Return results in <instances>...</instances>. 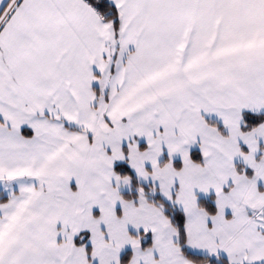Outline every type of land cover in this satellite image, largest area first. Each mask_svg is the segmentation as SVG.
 I'll return each instance as SVG.
<instances>
[{
  "label": "snow or ice",
  "instance_id": "snow-or-ice-1",
  "mask_svg": "<svg viewBox=\"0 0 264 264\" xmlns=\"http://www.w3.org/2000/svg\"><path fill=\"white\" fill-rule=\"evenodd\" d=\"M0 264H264V0H0Z\"/></svg>",
  "mask_w": 264,
  "mask_h": 264
}]
</instances>
